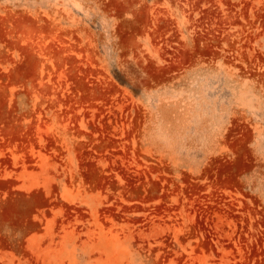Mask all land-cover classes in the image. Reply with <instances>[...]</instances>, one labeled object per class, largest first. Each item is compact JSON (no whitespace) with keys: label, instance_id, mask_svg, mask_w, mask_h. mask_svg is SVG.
<instances>
[{"label":"rangeland","instance_id":"374dc122","mask_svg":"<svg viewBox=\"0 0 264 264\" xmlns=\"http://www.w3.org/2000/svg\"><path fill=\"white\" fill-rule=\"evenodd\" d=\"M0 264H264V0H0Z\"/></svg>","mask_w":264,"mask_h":264}]
</instances>
